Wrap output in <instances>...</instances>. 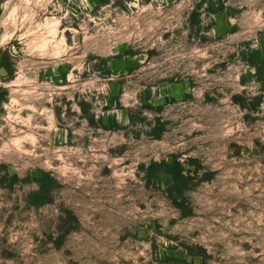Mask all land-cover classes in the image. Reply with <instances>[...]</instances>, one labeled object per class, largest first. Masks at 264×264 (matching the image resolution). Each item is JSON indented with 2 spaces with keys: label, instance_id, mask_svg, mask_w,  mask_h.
<instances>
[{
  "label": "rangeland",
  "instance_id": "1",
  "mask_svg": "<svg viewBox=\"0 0 264 264\" xmlns=\"http://www.w3.org/2000/svg\"><path fill=\"white\" fill-rule=\"evenodd\" d=\"M2 57L0 264H264V0H0Z\"/></svg>",
  "mask_w": 264,
  "mask_h": 264
},
{
  "label": "trees",
  "instance_id": "2",
  "mask_svg": "<svg viewBox=\"0 0 264 264\" xmlns=\"http://www.w3.org/2000/svg\"><path fill=\"white\" fill-rule=\"evenodd\" d=\"M0 66H4L5 68H8V65L4 57H2ZM167 173L170 174L173 179V182L168 187V190L170 192H174V191L180 192L184 188L183 182L189 178V175L185 173V169L181 166L180 163L175 161L174 165L167 170ZM182 214L185 215L187 214V212L183 211Z\"/></svg>",
  "mask_w": 264,
  "mask_h": 264
}]
</instances>
